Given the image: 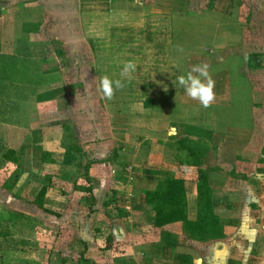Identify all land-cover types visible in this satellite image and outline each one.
<instances>
[{
  "label": "crops",
  "instance_id": "1",
  "mask_svg": "<svg viewBox=\"0 0 264 264\" xmlns=\"http://www.w3.org/2000/svg\"><path fill=\"white\" fill-rule=\"evenodd\" d=\"M147 2L0 0V140L23 142L18 147L10 148L16 152L19 163L8 167L5 182L0 183V190L4 189L0 198V215L3 218L8 216L12 220L10 228L13 227L0 234L2 240L12 241H7L12 246L5 244L12 250L32 249L35 241L29 235L35 230L38 218L45 217L43 210L37 207L27 221L16 215L20 211L15 206L23 203L18 190L28 187L34 189L38 196L43 188L50 186L42 168V154L36 150V146L49 152L52 159L61 164L53 153L63 142L65 127L73 124L82 129V132L79 131L81 141L94 143L90 146L93 150L90 153L92 165L89 179L78 183L82 192L80 194H87L83 202L89 206L91 234L94 236L91 239L81 238L78 245L88 249L84 258L91 264H229L240 260L238 250L241 244L233 241L237 234L232 230L237 225L241 229L242 213L248 216V234L254 231L250 224L253 218L264 222V204L252 199L253 194H259L256 183L244 180V175H241L245 173L243 167H238L240 157L249 160L256 154L261 156L264 164V143L261 144L264 135L253 113L256 108L238 97L225 102L220 90L223 87L217 88L218 84L216 100L208 108L196 106L197 103L191 98L189 102L188 97L187 101L182 100V95L181 99L179 96L174 100L161 95L156 99L131 101L127 96L130 85L126 80L125 87L117 90L113 99L107 100L98 91L102 71L96 65L93 68L89 66V62L99 58L91 42L78 35L48 37L43 32L48 22L52 29L78 30L82 24L80 20L86 16L101 13L109 16L139 14L145 11ZM82 46H88L91 53L84 54ZM108 56L109 60L116 59V55ZM108 69V76L118 79L116 74L120 76L117 73L119 69ZM5 73L11 74L12 83ZM21 76H25V79ZM61 79L64 85L59 84ZM242 91L243 94L246 92ZM61 92H70L71 95L63 98L59 95ZM50 94L47 101H38L39 96ZM212 107L218 111H205ZM193 110H200L202 114L197 118ZM233 111H237L235 115L238 113L240 118L233 117ZM153 116L159 121L155 128L148 124ZM2 124H5L4 128H1ZM192 129L200 131L199 136ZM173 131L175 134H172ZM184 139L206 145L207 155L211 148L212 154L215 153L214 163L219 166L208 171L204 166L206 162L202 161L213 191L215 214L224 226V238L210 241L212 244L195 241L191 245L192 240H184L186 236L181 228L175 231L156 229L155 213L146 212L141 207L142 194L154 191L168 175H172L187 182L188 219L191 222L197 220V170L181 165L182 160L186 161V151L177 149L178 142ZM27 140L30 142L25 145ZM225 166L231 167L232 171L238 167L236 174L240 173L241 176L221 178L220 170ZM68 169L71 167L60 168L61 173ZM61 173L54 175L56 183L52 187L71 176L63 173L65 176H62ZM89 188L92 192L83 191ZM48 195L49 192L46 197ZM91 202L94 204L92 210ZM108 202L110 206L107 211ZM104 213L110 214L113 222L118 221L117 225L112 226L113 229L107 219L96 220L97 216ZM21 220L27 226L31 223V228L23 231L26 225ZM101 222L107 225L108 231L114 236L115 246H120L122 253L102 251L105 246L98 243L105 238L94 232ZM256 227L259 228V225ZM24 236L27 240L15 239ZM231 239L236 244L234 248L225 245L230 244ZM196 243L205 245L201 252L196 250L201 254L198 258L192 253L197 247ZM48 248L51 250L52 246ZM26 263L34 264L30 258Z\"/></svg>",
  "mask_w": 264,
  "mask_h": 264
},
{
  "label": "rangeland",
  "instance_id": "2",
  "mask_svg": "<svg viewBox=\"0 0 264 264\" xmlns=\"http://www.w3.org/2000/svg\"><path fill=\"white\" fill-rule=\"evenodd\" d=\"M145 5V11L139 14L109 16L101 13L86 16L80 20L82 24L78 30L52 29L51 23L48 22L45 23L43 32L48 37L78 35L88 39L93 51L99 55L95 61L89 62V66L93 68L92 66L96 65L97 69L102 71V76L109 75L108 68L112 70L118 68L117 73H120L125 62L133 61L136 70L131 74V80H126L130 85L127 96L131 101L144 98L156 99L161 95L169 99L172 97L173 100L178 99L179 96L181 99L182 95V100L187 101L188 96L184 89L178 85L175 86L173 82L176 81L178 75L189 70L192 65L207 63L210 66L211 75L216 77V79L213 78L218 84V87L215 86V92L216 87L219 89L223 87L220 90H222L225 102L230 99L234 101L238 97L250 107L256 108L253 113L260 122L257 125L263 130L261 134L264 135V0H148ZM82 48H84V54L91 53L88 46H82ZM78 52L82 53L79 50ZM109 54L116 55V59L109 60ZM5 75L11 82V74L5 73ZM116 75L121 78L118 74ZM21 78L25 79V76ZM59 84L64 85L62 79ZM245 87L246 89H241ZM242 90L246 92L243 94ZM59 95L67 98L71 93L61 92ZM188 101L191 102L189 97ZM194 102L197 103L196 106H201L197 101L194 100ZM205 111L214 113L218 110L212 107ZM200 112L196 110L194 116L198 118L202 114ZM236 112L233 111L231 114L234 113L233 117L240 118L238 113L235 115ZM152 118L148 124L155 128L159 121L155 116ZM4 125L2 124L1 128H4ZM80 130L82 132L81 127L75 124L68 128L65 127L63 142L53 153L55 159L63 162V152L64 150L66 152L68 146L77 145L81 150L80 152L73 151L76 157L75 166L62 171L63 174L71 176L63 179L56 187L53 186L45 198L44 210L46 212L42 211L45 217L38 218L37 224L34 223L35 230L29 235L35 241L34 247L29 251L26 249V251L12 250L11 247L5 246L11 240H2L3 237L0 234V264H27L28 258L34 264H87L88 262L91 264V261L84 258L88 249L84 245H78L81 238L94 237L91 234L89 206L83 202L87 194L85 196L80 194L82 192L78 183L89 179V170L92 165L90 153L93 150L90 146L94 143L81 141ZM192 131L199 136L200 131L195 129ZM172 134H175V131ZM29 142L27 140L25 145ZM21 143L23 142L0 140V183L5 182V174L9 172L8 167L12 165L5 161L4 154ZM263 143L261 142L262 145ZM214 159L215 153L212 154L210 148V152L203 160L206 162L204 166L208 171L219 168L214 163ZM261 160L259 154L249 160L240 157L238 167H243L245 173L241 175H244V180L256 183L259 194H253L252 199L264 204V164ZM23 166L26 168V163ZM238 167L232 171L231 167L225 166L220 170L222 171L221 178L240 177V173L236 174ZM62 173L61 175L65 176ZM2 191H4L3 188L0 190V198ZM18 192L21 194L23 203L15 206L20 211L16 215L18 218L28 220L33 210L38 208L36 204L38 196L34 189L28 187ZM24 200L27 201L24 202ZM108 206H110L109 202L106 206L107 211ZM240 217H242L241 229L237 225L232 230V232L235 230L233 233L237 234V238L233 241L241 244L239 250L237 249L240 260L229 264H264V222L260 223L252 216L255 221L252 220L250 224L254 231L248 234L250 228L246 218L248 216L242 213ZM98 219H107L112 229L118 224V221H112L110 214L99 215L96 220ZM20 222L26 225L23 231H27L28 227L31 228V223L27 226L26 222L22 220ZM11 225L12 220L8 216L3 218L0 215V233L5 232ZM257 225L259 228L256 227ZM182 231L186 236L184 240H190L186 231ZM23 238L26 239L25 236L15 239L23 240ZM233 241L231 239L230 244L225 245L234 248L236 244H233ZM104 243L105 240L100 239L98 244L104 247ZM11 244L8 243L9 246H12ZM190 244L194 245L195 241L192 240ZM196 244L197 247L192 253L198 258L201 254L197 251L204 250L205 245ZM49 245L52 246L51 250L48 248ZM143 259L148 261L146 258ZM92 264L95 263L92 262Z\"/></svg>",
  "mask_w": 264,
  "mask_h": 264
},
{
  "label": "trees",
  "instance_id": "3",
  "mask_svg": "<svg viewBox=\"0 0 264 264\" xmlns=\"http://www.w3.org/2000/svg\"><path fill=\"white\" fill-rule=\"evenodd\" d=\"M6 58H4V61ZM8 77V76H5ZM50 95L38 97L39 102H45ZM178 150L185 149L186 161L180 162L181 165L193 167L196 171V193H197V220L191 222L188 219V202H187V182L182 178H176L168 175L162 183H160L154 191H146L141 196V207L146 212L155 213L154 227L158 230L183 229L188 235V239L207 243L212 240L224 238V226L221 220L215 214V204L213 201V191L209 183V175L203 168L202 161L207 153V148L200 143H192L188 139L178 142ZM36 150L42 154L41 162L45 176L49 179L50 186L42 189L36 204L38 208L44 210L43 200L56 183L55 176L60 173L61 166L73 167L76 163V157L73 151L80 152L77 145L67 147L63 162L58 164L52 159L49 152L41 147ZM264 154V151H263ZM5 161L14 165L19 163L15 151L10 150L4 154ZM90 166H88L89 168ZM92 189L83 191L92 192ZM91 210L94 204L91 202ZM44 212H46L44 210ZM100 227H95V235L105 238L104 252L122 253L120 246H115L114 236L108 231L107 225L101 222ZM84 256V255H83Z\"/></svg>",
  "mask_w": 264,
  "mask_h": 264
},
{
  "label": "clouds",
  "instance_id": "4",
  "mask_svg": "<svg viewBox=\"0 0 264 264\" xmlns=\"http://www.w3.org/2000/svg\"><path fill=\"white\" fill-rule=\"evenodd\" d=\"M210 66L207 63L192 65L189 70L177 76L173 84L183 88L185 94L192 100L197 101L202 107H210L216 100L215 86L216 82L210 72ZM136 70L133 61H127L123 64L118 79H113L108 75L99 77L98 91L103 94L107 100L113 99L117 90L125 87V80H131V74Z\"/></svg>",
  "mask_w": 264,
  "mask_h": 264
}]
</instances>
